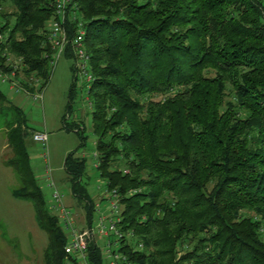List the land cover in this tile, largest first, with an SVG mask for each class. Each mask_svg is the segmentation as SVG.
<instances>
[{
	"label": "trees",
	"instance_id": "trees-1",
	"mask_svg": "<svg viewBox=\"0 0 264 264\" xmlns=\"http://www.w3.org/2000/svg\"><path fill=\"white\" fill-rule=\"evenodd\" d=\"M5 6L13 11L0 12V32L9 35L0 50L22 57L45 88L53 69L52 0H0ZM262 6V0H71L69 36L75 15L91 58L97 169L120 195L121 228L132 236L119 251L131 264H264ZM5 103L0 90L2 110ZM10 109L14 158L7 164L21 185L14 195L33 203L49 236L45 263L64 264L67 233L30 168L33 132L22 111ZM72 130L84 147L83 125ZM65 170L91 226L96 202L83 182L86 157L69 154ZM88 262L106 264L95 244Z\"/></svg>",
	"mask_w": 264,
	"mask_h": 264
},
{
	"label": "rangeland",
	"instance_id": "rangeland-1",
	"mask_svg": "<svg viewBox=\"0 0 264 264\" xmlns=\"http://www.w3.org/2000/svg\"><path fill=\"white\" fill-rule=\"evenodd\" d=\"M2 11L12 13L13 8L5 6ZM74 78V59L66 51L59 56L51 70L42 100L34 101L32 96L17 93L8 83L0 82V90L7 98L6 109L0 108V264H46L44 251L49 244L48 234L37 222L33 203L14 195L21 185L16 169L7 164L14 158L7 142L8 131L15 119L10 106L22 111L30 131L47 134L45 146L34 141L32 135L29 136L27 151L32 174L43 190L48 205L53 192L47 183V168L64 194L67 206L76 215L78 224L81 227L86 224L83 204L72 195L65 170L68 155L75 151L87 159L83 182L91 197L99 203L106 189L107 182L95 167L96 136L93 133L89 87L84 79L79 78L71 100ZM74 123H81L85 128L87 142L84 147H81V135L72 130ZM103 205L106 207V202Z\"/></svg>",
	"mask_w": 264,
	"mask_h": 264
},
{
	"label": "built area",
	"instance_id": "built-area-1",
	"mask_svg": "<svg viewBox=\"0 0 264 264\" xmlns=\"http://www.w3.org/2000/svg\"><path fill=\"white\" fill-rule=\"evenodd\" d=\"M70 3L71 0H52L55 17L48 24L47 32L48 45L51 50L50 64L54 68L59 56L66 52L69 47L74 57L76 81L82 78L90 88L93 76L89 71L91 58L84 43L85 29L83 23L76 16L73 17V21L77 23L73 38H70L66 24ZM262 3L264 19V0ZM1 10L2 8H0V12ZM1 25L2 20L0 19V27ZM8 36V32H0V45L8 41ZM25 69L26 65L22 57L12 54L7 48L0 50V82L8 83L10 88L17 93L32 96L34 101L42 100L44 80L41 77L28 74ZM32 137L34 141L42 143L44 146L47 144L46 133L33 132ZM94 157L97 159L95 167L98 168L97 152ZM46 174L48 186L53 192L49 207L53 214L59 218L68 236V244L65 248L67 257L64 264H90L88 262V250L91 244H95L101 249L103 258L107 260L106 264H131L127 256L119 251L121 241L132 236V234H126L121 228L123 209L118 191L106 188L100 202L96 205L95 222L91 226L85 222L84 227H81L76 215L67 206L64 194L54 181L49 168H47ZM105 202L106 207L103 205Z\"/></svg>",
	"mask_w": 264,
	"mask_h": 264
},
{
	"label": "crops",
	"instance_id": "crops-1",
	"mask_svg": "<svg viewBox=\"0 0 264 264\" xmlns=\"http://www.w3.org/2000/svg\"><path fill=\"white\" fill-rule=\"evenodd\" d=\"M7 142H8V140H7ZM8 145H9V142H8ZM94 200V199H93ZM95 202H97V200H94ZM79 202V201H78ZM80 203V202H79ZM98 203V202H97ZM97 203H96V205H97Z\"/></svg>",
	"mask_w": 264,
	"mask_h": 264
}]
</instances>
